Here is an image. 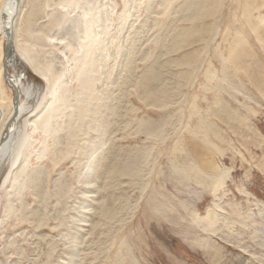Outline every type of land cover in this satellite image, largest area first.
<instances>
[{
  "label": "rangeland",
  "instance_id": "374dc122",
  "mask_svg": "<svg viewBox=\"0 0 264 264\" xmlns=\"http://www.w3.org/2000/svg\"><path fill=\"white\" fill-rule=\"evenodd\" d=\"M125 1V21L118 18L124 0L100 1L104 9L114 6L116 37L111 68L104 66L96 84L106 97L98 126L73 130L62 157L60 145L52 150L53 161L44 149L36 190H23L16 214L5 215L0 190V264H67L71 257L73 264H264V234L235 215H264V26L256 34L250 24L264 18V0H170L166 9L163 0ZM46 2L22 0L24 21L40 34L41 55L60 67L61 34L47 22L61 10L57 0ZM259 4L246 14L251 18L242 16L245 6ZM236 36L245 41L228 59ZM11 62L10 73L24 75L33 91L32 109L45 84L15 57ZM3 88L13 94L8 83ZM90 151L99 176L81 210L90 197ZM203 162L225 172L215 196L195 193L192 178L179 182L172 169ZM5 169L3 162L0 176ZM184 202L201 214L220 207L216 231L197 230Z\"/></svg>",
  "mask_w": 264,
  "mask_h": 264
},
{
  "label": "bare ground",
  "instance_id": "6f19581e",
  "mask_svg": "<svg viewBox=\"0 0 264 264\" xmlns=\"http://www.w3.org/2000/svg\"><path fill=\"white\" fill-rule=\"evenodd\" d=\"M100 1L57 0V7H60L61 10L58 13L59 17L56 16L57 14H52L50 16L52 19L47 22L50 29L53 28L55 33L61 34L60 43L59 41L57 43H59L60 50L65 52V62H61V66L56 67L52 58H44L41 55L43 52L39 50V46L42 44L40 34L38 32L33 34L34 31L30 30L28 24L25 25L27 23V21H24L26 11H23L21 6L22 0H0V108L1 111L3 110L0 111L3 116L0 124V166L3 162L6 163V169L0 176V190H3L7 195L5 215L16 214V210L22 205V200L19 198L25 188L30 189V191L36 190L35 182L38 180L37 176L42 166L37 163L47 155L44 149L48 150L49 157L52 159L51 156H54L52 150L60 145L59 151L62 157L66 152L63 151L64 148L69 146L71 140L76 137L73 130L81 131L87 125L93 128L98 126L97 116L101 113L102 109L100 108L104 106L106 97L104 99L101 96L103 91L97 88L96 84L101 79V70L106 64L108 66L111 64V62H108V58H110L109 51L115 46L113 39L116 37L112 33L114 25L111 22V16L113 15L111 10L114 9V6L108 3L113 7L104 9L101 7ZM168 1L170 2V0H163L162 2L165 9L169 3ZM253 1H256L255 4L258 3L257 0ZM250 4H252V1H250ZM44 5H46L45 2ZM253 5H250L252 9L249 8L250 6L244 7L243 17H247L252 13L251 10L255 11L254 9L261 6V4ZM122 7L121 13H118V18L125 21L128 17V3L125 0ZM164 8L162 12L165 11ZM257 17L256 19L259 22L256 20V24H252L256 21L250 23L251 29L255 33L264 26V18L259 19ZM254 18L252 17L253 20H255ZM23 22L25 26L21 24ZM115 24H118V22ZM21 25L24 27H21ZM115 29L117 30V28ZM47 37L46 40H48ZM236 37L229 44L228 56L230 58L227 57L228 59H231L234 56L233 54H236L235 52L241 51V44L245 41ZM14 57L45 84L46 93L42 96V100L29 110L27 108L28 99L33 91L24 87L25 85L22 83L24 75L22 77L21 73L12 74L8 70ZM3 83H8L13 91L10 97L4 92ZM16 91L17 94H15ZM21 118L24 119V123L21 122L22 125L18 123ZM15 129H19V132H16ZM93 152L90 151L88 154L87 161L90 160V162L85 173L87 179L85 181L87 187L85 192L86 196L90 197L83 200H89L90 202L93 196L90 195L89 183L92 182L93 175L94 179L99 176L93 174L96 166V155ZM31 160H34V164H30ZM199 166L192 163L181 169L173 165L172 169L176 172L175 176H177L179 182L192 178L199 189L198 192L195 190V193L202 194L205 192L215 196V192L224 183L225 172L213 164L210 165V162H205V164L203 162L202 165L200 163ZM205 169H211L213 175L210 172L209 177H206L207 171ZM83 201L80 205L81 210L87 206V202L83 203ZM183 208L189 211V219L194 222L197 230L204 234L214 233L218 227L217 223L222 221L216 212L220 207L216 205L215 207L206 206L203 214L198 213L197 209L191 208L187 204ZM259 210L261 211L258 208L257 212H260ZM253 214L241 213L239 209L235 210V215L239 217L238 221L243 222L244 219L254 221L253 232L257 231L258 234H264V215L255 217ZM83 218L84 214L77 216L79 222ZM75 236H78L77 231ZM256 236L254 235V237ZM75 240V237H73V241ZM73 246L77 247L74 243ZM71 258L67 264L75 263L74 257ZM210 261L212 264H216L212 258Z\"/></svg>",
  "mask_w": 264,
  "mask_h": 264
},
{
  "label": "water",
  "instance_id": "95a60500",
  "mask_svg": "<svg viewBox=\"0 0 264 264\" xmlns=\"http://www.w3.org/2000/svg\"><path fill=\"white\" fill-rule=\"evenodd\" d=\"M9 48H10V46H9ZM12 86H14V85H12ZM15 87V86H14ZM16 88V87H15ZM15 94H17V91H16V93ZM17 96V95H16Z\"/></svg>",
  "mask_w": 264,
  "mask_h": 264
}]
</instances>
